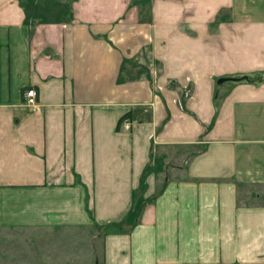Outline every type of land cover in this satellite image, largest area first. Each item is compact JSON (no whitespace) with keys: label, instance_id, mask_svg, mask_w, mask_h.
Returning a JSON list of instances; mask_svg holds the SVG:
<instances>
[{"label":"crops","instance_id":"obj_1","mask_svg":"<svg viewBox=\"0 0 264 264\" xmlns=\"http://www.w3.org/2000/svg\"><path fill=\"white\" fill-rule=\"evenodd\" d=\"M210 2L208 48L201 0H0V204L61 264H264V0Z\"/></svg>","mask_w":264,"mask_h":264},{"label":"rangeland","instance_id":"obj_2","mask_svg":"<svg viewBox=\"0 0 264 264\" xmlns=\"http://www.w3.org/2000/svg\"><path fill=\"white\" fill-rule=\"evenodd\" d=\"M179 1L181 3L184 2V0H128V5H132L134 2V6H140L138 9V20L140 23H150L151 6H153V3L174 4L179 3ZM187 1V5L194 4V0ZM201 4L207 5V13L203 12L201 14L202 18L200 20L204 23L202 25L204 28H197L196 31L200 34V39L205 38L204 43H207V47L209 48L211 33L216 32L214 29L216 25H212L210 19H207V16L210 17L211 13L210 0H201ZM48 6L54 10L56 7L61 9L62 4H50ZM226 15V13H222L220 18H226ZM236 16L240 17L241 14H236ZM205 22L207 23L205 24ZM218 81L215 80V82ZM16 207L10 204H0V264H61L57 259L68 255L65 254V251L70 243L83 239L78 238L79 236L77 235L71 238L50 237L46 235L47 233L35 231L34 228L20 226L19 223L21 222L17 221L16 216L20 213ZM6 211L7 213L5 214ZM60 242L61 244H59ZM81 262H72L70 264H81Z\"/></svg>","mask_w":264,"mask_h":264},{"label":"built area","instance_id":"obj_3","mask_svg":"<svg viewBox=\"0 0 264 264\" xmlns=\"http://www.w3.org/2000/svg\"><path fill=\"white\" fill-rule=\"evenodd\" d=\"M186 81L188 83L189 78H187ZM192 94H193V90H191V88L189 87L184 88V92H183L184 97L189 98L190 96H192ZM24 97L26 100L25 101L26 107H28L33 112L39 111L38 105L35 102L36 92L34 90H28L27 92H25ZM121 126L124 131H128L131 127V123L129 120L124 119Z\"/></svg>","mask_w":264,"mask_h":264},{"label":"water","instance_id":"obj_4","mask_svg":"<svg viewBox=\"0 0 264 264\" xmlns=\"http://www.w3.org/2000/svg\"><path fill=\"white\" fill-rule=\"evenodd\" d=\"M223 81H224V79H220V80H219V83H222Z\"/></svg>","mask_w":264,"mask_h":264}]
</instances>
